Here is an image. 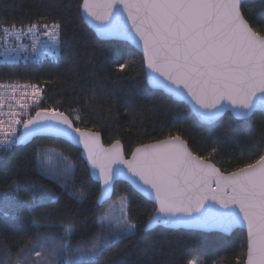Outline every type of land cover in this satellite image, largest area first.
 <instances>
[{
    "label": "trees",
    "instance_id": "1",
    "mask_svg": "<svg viewBox=\"0 0 264 264\" xmlns=\"http://www.w3.org/2000/svg\"><path fill=\"white\" fill-rule=\"evenodd\" d=\"M80 2L0 0V24L58 22L62 41L56 61L0 65V82L40 84L39 109L63 112L75 126L98 131L104 144L120 140L125 155L137 145L180 135L193 153L210 159L223 172L258 158L264 144L253 149L250 141L264 135L263 111L253 112L250 126L229 113L210 125L198 122L184 103L146 84L143 60L135 48L95 36L80 17ZM243 5L253 27L264 25V0H244ZM120 64H126L125 69H119ZM50 152L51 162L42 163ZM57 156L67 157L71 165L67 179L62 174L65 161ZM98 193L99 184L91 178L79 149L63 139L36 136L0 149V264H14L20 248L38 234H48L55 242L68 228V250L60 251L57 264H86L88 258L75 250L90 246L101 231L107 206L123 196L137 225L135 235L114 242L95 264H188L192 259L197 264H243L242 229L228 235L163 226L144 230L154 210L152 202L121 180L114 183L108 200L98 203ZM149 245L153 247L144 252ZM36 259L30 256L31 261Z\"/></svg>",
    "mask_w": 264,
    "mask_h": 264
},
{
    "label": "snow or ice",
    "instance_id": "2",
    "mask_svg": "<svg viewBox=\"0 0 264 264\" xmlns=\"http://www.w3.org/2000/svg\"><path fill=\"white\" fill-rule=\"evenodd\" d=\"M81 7L88 16L101 22L97 28L102 34L121 35L129 40L138 36L148 68L164 78H153L155 86L168 89L178 98L184 97L182 89H186L198 105L195 111L202 121L212 123L223 112L231 111L250 126L253 112L264 108V25L253 27L246 18L243 0H83ZM121 7L131 21L135 36L123 21ZM60 27L58 22L51 25L33 22L20 28L15 24H0L5 37L11 33L19 40L32 35L33 49L41 36L48 38L45 43L60 44ZM41 28L45 31L41 32ZM20 47H5L2 51L7 56ZM118 67L123 70L126 64ZM20 89L24 91L17 97ZM6 92L11 93L7 100H14L24 110L30 102L39 101L41 95L35 84L0 83V117L4 115ZM8 106L14 107L11 103ZM19 114L11 111L7 131L0 119V144L7 147L19 123L26 129L24 135L49 131L77 140L84 145L93 168L99 169L97 178L102 195H107L121 176L144 195L152 197L154 193L157 207L148 215L146 228L162 223H195L227 232L246 224L244 264H264V149L252 162L222 172L210 159L190 151L180 135H169L153 144L136 147L131 159L126 160L120 151V140L104 148L99 143V133L73 128L72 120L57 109H40L34 117L23 121L17 119ZM75 119L79 120L80 116L76 115ZM261 144L264 135L250 141L253 149ZM52 158L50 152L42 163H50ZM57 159L65 161L62 174L67 179L71 165L66 162L67 157L57 156ZM120 164L126 165L131 175L125 174ZM45 195L54 199L51 192ZM84 199V193H79V202ZM208 201L221 207L216 208ZM119 210V216L106 212L99 235L89 247L75 250L74 254L88 258L86 264H95L114 242L135 235L137 225L128 212L127 196L121 197ZM69 235L70 228L65 229L60 240L53 242L48 234H38L36 240H28L20 248L14 264H57L60 251L68 250ZM152 247L149 245L143 251L148 252ZM30 256L37 259L31 261ZM188 264L197 261L192 259Z\"/></svg>",
    "mask_w": 264,
    "mask_h": 264
},
{
    "label": "water",
    "instance_id": "3",
    "mask_svg": "<svg viewBox=\"0 0 264 264\" xmlns=\"http://www.w3.org/2000/svg\"><path fill=\"white\" fill-rule=\"evenodd\" d=\"M82 3H83V0H81L80 6H79L80 17L83 20V22L86 24V26L95 34V36L98 39L124 41V42H127L129 45H131L133 48H135L140 53V55L142 57V60H143V69H144L145 82L150 88L160 90L163 93H165L166 95H169L172 99L184 103L190 109V111L195 116V118L198 120V122H200L202 124L210 125V124L214 123L216 120H218L225 113L231 114V116L234 117L235 119L242 120L241 118H238V117L234 116L231 111H225V112L222 113V115L218 119H216L212 123H207L205 121H202L198 117V115H197V113L195 111V109L198 108V105H195V102L192 101L191 97L187 95V90L186 89H182V91L184 92V97L183 98H178L177 96L173 95L168 89L163 88V87L155 86L153 78H158L160 80H163L164 78L161 77L159 73L154 72L152 69L148 68L147 63H146V61L144 59L143 44H142L141 41H139V37L135 36V31H134V29H132L131 21L128 20L127 13L123 11L122 7H121V12H122V16H123V21L126 22L128 29L132 32V35L135 36V40L125 39L121 35H105V34H102L97 28V25L100 24L101 22L100 21H96L92 17L87 15V13L81 7ZM165 83H170V82L165 81ZM172 87L174 88L176 86L172 85ZM256 111H263L264 112V108H257L254 112H256ZM35 115H36V112L32 115V117H34ZM66 116H68V115H66ZM73 128H79V127L75 126L74 123H73ZM80 129L83 130V131H90V132L99 133L98 131H94V130H91V129H86V128H80ZM25 133H26V129L23 127L21 134L17 138L20 142H15L16 144H25V143L29 142L32 138H34L36 136H51V137H56V138L63 139L65 141H67L68 143H70L71 145H73L74 147H76L77 149H79L80 156L82 157V159L86 163L91 178L99 184V193H98V196H97V202L98 203H102V202L108 200L111 197V195H112L114 183L116 181H118V180H121V181H124V182L128 183L136 192H138L145 199H147L150 202H152L154 204V209L157 207V205H156V203L154 201V193H153L152 197L144 195V193H142L139 190H137L124 176H121V177L117 178L113 182L112 188L107 193V195H102V193H101V182L97 178L98 174H99V169L98 168H93V166L91 165V163L88 160L87 152L84 149V145L82 143H79L77 140H74V139H71V138L65 137V136H57V135H54L53 133H51L49 131H39V132H35V133L31 134V135H24ZM74 135L77 136V137L79 136L78 133H74ZM165 138H162V139H159V140H163ZM159 140L152 141V142L145 143V144H141V145L153 144V143H155V142H157ZM114 141L115 140H113L109 144H104V142H103V140L101 138V135L99 133V143L104 148H108ZM138 146H140V145H137L136 147H138ZM136 147H134L130 151V153L128 155H125L124 150H123V146H122V143H121L120 151L123 154L124 159L130 160L132 151ZM120 167L124 170L125 174L131 175L130 173H128V169H127L126 165L120 164ZM94 173H95V175H94ZM207 203L214 204L216 208H220L221 207L219 204H215V202H213V201H208ZM237 211H239L238 207H237ZM147 222H148V219L146 220L145 225L147 224ZM145 225H144V230H150V229H153V228H155L157 226H163V227H166V228H173V229L181 228V229H187V230H197V231H202V232H220V233H223V234H226V235L230 234L235 229H242L244 231L245 240H246L245 257H244L243 264L246 261V258H247V227H246V224L238 225V226L232 228L230 231H227V232H225V231H223V230H221L220 228H217V227L201 226V225L195 224V223H179V224H163L162 223V224L154 225V226H152L150 228H146Z\"/></svg>",
    "mask_w": 264,
    "mask_h": 264
},
{
    "label": "built area",
    "instance_id": "4",
    "mask_svg": "<svg viewBox=\"0 0 264 264\" xmlns=\"http://www.w3.org/2000/svg\"><path fill=\"white\" fill-rule=\"evenodd\" d=\"M30 23L15 24V25L17 28H20L21 25H28ZM38 23L41 25L45 24L42 22H38ZM52 23L53 22H48L47 24L51 25ZM4 25H11V24H4ZM40 31L43 32L45 31V29L41 28ZM47 40H48L47 37L41 36L40 41L36 43V48L33 49L32 45L34 38L32 35L22 36L19 40H17L11 33H9L7 37H5L3 30L0 29V65L39 64L47 61H56L61 53L60 44L53 45L51 43H45V41ZM17 45L21 46L17 52L9 53L7 56L4 55L2 50L5 47L15 48ZM0 83H4V84L18 83V84H29V85L35 84L40 88L41 91L39 101L30 102L29 107L26 110L21 109L14 100L13 101L7 100V96L10 95L11 93L10 92L5 93L6 100L2 109L4 115L0 117V119H3L4 121L3 127L5 131H7L9 126L11 111L14 110L17 113H20L17 117V119H19L20 121L30 119L32 117V115L37 111L38 106L43 100V88L40 84L34 82L5 81ZM21 91H24V89H20L17 91L16 93L17 97H19ZM27 91L30 93L32 89L29 88ZM9 103H11L14 107L10 109L8 106ZM25 111L27 112V115L23 114ZM23 127H24L23 123L16 124L15 125L16 131L11 133L7 147H5L4 144H0V149H7L11 147L12 144L15 143V142H11L12 139L18 138V136L22 132Z\"/></svg>",
    "mask_w": 264,
    "mask_h": 264
},
{
    "label": "rangeland",
    "instance_id": "5",
    "mask_svg": "<svg viewBox=\"0 0 264 264\" xmlns=\"http://www.w3.org/2000/svg\"><path fill=\"white\" fill-rule=\"evenodd\" d=\"M46 155V154H45ZM45 157V156H44ZM119 206H120V200L118 201H115V202H111L108 206H107V209L105 211V213H111L115 216H119L120 215V210H119ZM105 213L102 217V219L100 220V223L102 222V220L104 219L105 217Z\"/></svg>",
    "mask_w": 264,
    "mask_h": 264
}]
</instances>
